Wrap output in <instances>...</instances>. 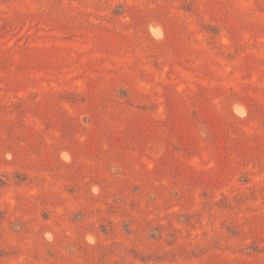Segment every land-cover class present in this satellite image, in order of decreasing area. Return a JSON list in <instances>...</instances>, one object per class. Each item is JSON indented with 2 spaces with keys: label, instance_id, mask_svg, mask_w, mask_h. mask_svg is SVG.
<instances>
[{
  "label": "rangeland",
  "instance_id": "374dc122",
  "mask_svg": "<svg viewBox=\"0 0 264 264\" xmlns=\"http://www.w3.org/2000/svg\"><path fill=\"white\" fill-rule=\"evenodd\" d=\"M0 264H264V0H0Z\"/></svg>",
  "mask_w": 264,
  "mask_h": 264
}]
</instances>
